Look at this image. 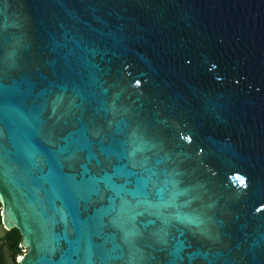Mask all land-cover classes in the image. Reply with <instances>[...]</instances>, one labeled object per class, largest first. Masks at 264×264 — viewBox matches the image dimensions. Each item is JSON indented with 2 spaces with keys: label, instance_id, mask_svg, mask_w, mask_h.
I'll return each mask as SVG.
<instances>
[{
  "label": "water",
  "instance_id": "water-1",
  "mask_svg": "<svg viewBox=\"0 0 264 264\" xmlns=\"http://www.w3.org/2000/svg\"><path fill=\"white\" fill-rule=\"evenodd\" d=\"M0 220L18 264H264V0H0Z\"/></svg>",
  "mask_w": 264,
  "mask_h": 264
},
{
  "label": "trees",
  "instance_id": "trees-1",
  "mask_svg": "<svg viewBox=\"0 0 264 264\" xmlns=\"http://www.w3.org/2000/svg\"><path fill=\"white\" fill-rule=\"evenodd\" d=\"M21 242V236L16 228L5 230L4 234L0 236V264H7L4 253L8 254L9 261L15 263V256L20 252L18 244Z\"/></svg>",
  "mask_w": 264,
  "mask_h": 264
},
{
  "label": "rangeland",
  "instance_id": "rangeland-1",
  "mask_svg": "<svg viewBox=\"0 0 264 264\" xmlns=\"http://www.w3.org/2000/svg\"><path fill=\"white\" fill-rule=\"evenodd\" d=\"M5 230H6V229L3 228L2 224H1V220H0V236H2V235L4 234V231H5ZM4 257H5V260H6V263H7V264H13V263H11V262L9 261V257H8V254H7L6 251H5V253H4ZM14 261H15V263H16V259H15Z\"/></svg>",
  "mask_w": 264,
  "mask_h": 264
},
{
  "label": "built area",
  "instance_id": "built-area-1",
  "mask_svg": "<svg viewBox=\"0 0 264 264\" xmlns=\"http://www.w3.org/2000/svg\"><path fill=\"white\" fill-rule=\"evenodd\" d=\"M18 247L20 248V252L15 256V259H16V262L17 263H18L20 257L22 256V254L26 251V248H24L22 246V243L21 242L18 244Z\"/></svg>",
  "mask_w": 264,
  "mask_h": 264
}]
</instances>
